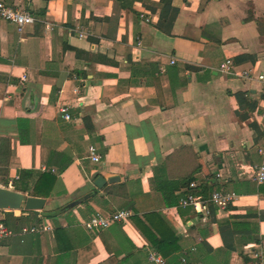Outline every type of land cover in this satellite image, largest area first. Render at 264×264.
Wrapping results in <instances>:
<instances>
[{
  "label": "crops",
  "instance_id": "obj_1",
  "mask_svg": "<svg viewBox=\"0 0 264 264\" xmlns=\"http://www.w3.org/2000/svg\"><path fill=\"white\" fill-rule=\"evenodd\" d=\"M0 1L34 19L21 33L0 21V187L29 196L44 170L62 169L42 210H0L12 231L0 238V264H153L138 224L178 239L166 264H264V182L254 181L264 0H168L178 10L170 34L157 28L168 17L162 0ZM226 59L250 77L221 74ZM237 93L255 106L245 121ZM190 176L208 195L221 185L238 199L201 216L177 206L180 184L157 190ZM122 209L126 223L83 227L95 212ZM152 213L159 219L144 217ZM32 227L39 232L21 233Z\"/></svg>",
  "mask_w": 264,
  "mask_h": 264
},
{
  "label": "built area",
  "instance_id": "obj_2",
  "mask_svg": "<svg viewBox=\"0 0 264 264\" xmlns=\"http://www.w3.org/2000/svg\"><path fill=\"white\" fill-rule=\"evenodd\" d=\"M145 23L150 22L148 18L140 17ZM0 21L8 22L13 24L18 32H22L27 25H31L34 19L30 14L25 11L17 10L2 1H0ZM80 37L83 35L80 34ZM173 59L170 60V64H174ZM219 72L223 75H234L236 74L233 69V61L226 59L219 66ZM238 77L249 78L250 72H240L236 74ZM24 79V78H23ZM263 79L259 76V80ZM61 118L65 121H70L71 116L66 106L60 107L59 109ZM88 158L93 163H99L101 161L100 155L97 153L95 146L90 145L88 147ZM258 154L261 156V161L254 168V181L258 184L264 182V147L258 149ZM54 171V170H52ZM189 191L179 199L177 206L179 208H191L201 216H209L211 209L223 210L231 206L237 199L238 195L231 191H226L222 186L213 189L208 196L196 194L199 191V185L195 182L189 184ZM132 213L128 210H118L111 214H103L101 212H95L92 214L87 221L83 223L84 229L87 231H102L110 227L112 224L126 223L131 217ZM39 229L37 227L23 228L21 233H37ZM12 231L7 229L4 224L0 222V238L9 236ZM148 260L153 264H166L164 258L155 251L148 253ZM182 263H185V259H182Z\"/></svg>",
  "mask_w": 264,
  "mask_h": 264
},
{
  "label": "trees",
  "instance_id": "obj_3",
  "mask_svg": "<svg viewBox=\"0 0 264 264\" xmlns=\"http://www.w3.org/2000/svg\"><path fill=\"white\" fill-rule=\"evenodd\" d=\"M162 3L164 4V7L166 9V12L168 14V17L165 18L164 20L160 21L157 25V28L166 33V34H170V29L173 26V23L176 19V16L178 14V10H176L175 8H171L169 6V1L168 0H162ZM240 63L243 61L241 59H238L237 62ZM236 98L238 100L239 103V111L237 112V116L239 118V120L241 121H245L248 119L249 113H251L255 106L254 104H251V102L245 100L243 97L245 96L243 93H237ZM244 101H243V100ZM53 169H46L43 171V173H41L36 182L34 183L32 189L30 191L22 189L23 191H28V194L30 197H37V198H48L51 194V191L57 181V175L62 171L61 170H57L56 171H52ZM191 182H194V178L193 176L188 177L187 179L183 180L181 183H175V182H165V183H161L158 184L157 186V190L160 192H165V191H176L179 190L180 188L177 186L180 184V186L183 188H185L187 193L190 189H189V184ZM14 188L16 190H19V186H17V184H14ZM206 187L204 185H199V191H196V194H201L203 196H208L207 191L205 190ZM71 210V207L69 205H66L62 208H59L57 211H51L48 212L46 215L53 217L55 216V214L58 213H65ZM215 209H211L210 211V215H213ZM147 220L152 221L151 219H159V215L158 214H150V215H145L144 216ZM161 221V220H158ZM138 228L141 230V232L146 235V237L148 238L149 243L151 244L152 248L159 253L164 259H166V261H172V259L174 258V254L178 251L179 247L177 244V238L173 236V234L170 235H161L160 238H156V237H150L148 231L146 232L145 228L138 224ZM57 231H61V229H57ZM150 237V238H149Z\"/></svg>",
  "mask_w": 264,
  "mask_h": 264
},
{
  "label": "water",
  "instance_id": "obj_4",
  "mask_svg": "<svg viewBox=\"0 0 264 264\" xmlns=\"http://www.w3.org/2000/svg\"><path fill=\"white\" fill-rule=\"evenodd\" d=\"M104 182L101 177H97L94 185L97 188H101ZM45 202L46 200L44 198L24 196L20 192L0 187V210L40 211L44 208Z\"/></svg>",
  "mask_w": 264,
  "mask_h": 264
}]
</instances>
